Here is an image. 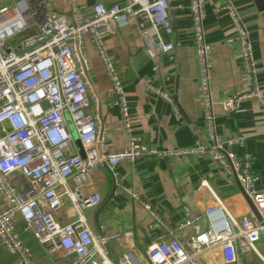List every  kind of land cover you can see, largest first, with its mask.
<instances>
[{
  "label": "built area",
  "instance_id": "1",
  "mask_svg": "<svg viewBox=\"0 0 264 264\" xmlns=\"http://www.w3.org/2000/svg\"><path fill=\"white\" fill-rule=\"evenodd\" d=\"M206 1L190 0V4L204 122L212 143L197 141L190 147L172 148L148 144L133 133L124 84L105 44V37L117 32L123 18L137 17L155 72V77L146 80V88L171 101L179 116L172 95L155 83L160 69L158 56L175 48L173 41L165 39V34L171 35L174 30L170 0L97 3L90 13H83L79 1L71 0L70 15L54 9L47 0H14L0 6V243L14 257V264H36L27 236L60 258H70V264H113L107 242L121 234L93 233L83 211L102 199L97 193L84 195L81 188L99 166L112 170L122 161L135 162L146 156L164 159L210 155L222 171L238 178L262 221L249 216L223 219L215 215V206L200 213L185 205L184 218L170 225L138 193L119 185L114 193L121 188L130 191L163 226L145 248L143 264H204L206 253L213 249L220 251L225 264H233L239 252L256 250L264 233V191L256 188L258 177L251 171V153L239 156L227 148L233 144L245 146V137L224 139L216 129L211 90L213 48L204 33ZM226 8L236 28L227 42L240 49L244 74V83L221 101L223 111L230 114L239 111L245 99L258 100L264 106V90L258 81L249 32L236 9L231 4ZM32 27L37 29L34 35L16 45L8 42L10 37ZM87 35L103 59L112 82L114 104L120 109L124 130L130 137L128 144L118 150H111L105 143L99 98L86 73ZM67 116L76 128L84 155L64 153V148L74 141ZM70 178L75 183L73 188L68 185ZM61 185L77 214L67 224L55 217V211L63 206L62 193L57 190ZM203 217L208 219V226L189 232ZM132 261L127 253L121 264H133Z\"/></svg>",
  "mask_w": 264,
  "mask_h": 264
},
{
  "label": "crops",
  "instance_id": "2",
  "mask_svg": "<svg viewBox=\"0 0 264 264\" xmlns=\"http://www.w3.org/2000/svg\"><path fill=\"white\" fill-rule=\"evenodd\" d=\"M13 1L0 0V6ZM47 1L54 9L71 14V0ZM78 1L83 13H90L97 3L110 5L127 2ZM227 4L236 9L249 32L254 47L258 81L264 90V0H207L204 20L205 37L213 48L211 90L217 132L224 139L238 135L245 137V146L233 144L227 148L239 156L251 153V171L258 177L256 188L264 191V106L258 100L245 99L239 111L227 114L221 105L226 95H230L244 83L241 51L236 45L227 42V38L236 33ZM169 16L174 30L171 35L165 34V39L173 41L175 48L172 52L158 56L160 69L155 83L172 97H177L174 102L179 107V116L171 101L146 88V80L155 77V72L147 53L149 45L141 35L139 19L134 16L123 18L117 32L105 37L107 50L124 84L133 133L140 135L148 144L165 148L190 147L197 141L211 144L201 102L190 0H170ZM85 40L88 74L99 98L105 122V143L111 150H118L128 144L130 137L124 130L120 109L114 104L112 82L103 59L91 36L87 35ZM67 121L77 138L74 137V141L64 148V153L84 155L76 128L73 122H69L68 116ZM68 185L74 187L72 178L68 179ZM119 185L138 193L142 201L148 202L163 221L170 225L184 218L185 205L200 213L209 206L221 207L228 220L232 217H256L253 205L238 178L222 171L210 155L164 159L146 156L135 162L122 161L112 170L107 166H99L92 171L89 183L81 191L84 195L97 193L102 200L83 212L94 234H121L120 238L107 242L108 256L113 264H121L127 253L133 264H143L145 248L163 230V226L153 218L143 202L135 199L130 191L121 188L118 193H114ZM57 190L62 193L63 206L55 211V217L62 224L71 223L77 217L72 209V202L64 193L63 185L58 186ZM208 224V219L203 217L189 232L206 228ZM262 236L256 243V250L239 252L238 261L233 264H264ZM25 238L34 251L36 264H70V258L60 259L46 246L38 244L29 236ZM2 252L10 259H2ZM14 263V257L0 243V264ZM204 264L225 263L220 251L213 249L206 253Z\"/></svg>",
  "mask_w": 264,
  "mask_h": 264
},
{
  "label": "rangeland",
  "instance_id": "3",
  "mask_svg": "<svg viewBox=\"0 0 264 264\" xmlns=\"http://www.w3.org/2000/svg\"><path fill=\"white\" fill-rule=\"evenodd\" d=\"M36 31H37V29L36 28H34V27H32V28H29V29H27V30H25L24 32H22V33H19V34H17V35H15V36H12V37H10L9 39H8V42L9 43H11V44H13V45H16V44H18V42L19 41H21V40H23L24 38H26V37H29V36H31V35H34L35 33H36ZM107 47V46H106ZM68 120H69V122L70 123H72V120H71V118L68 116ZM74 133V137H76L77 138V134H76V132H73ZM80 139V138H79ZM263 236V238H262V240L261 241H263V239H264V233L262 234ZM3 253V252H2ZM3 255L4 256H2V259H6V260H9L10 258H9V256L8 255H6L5 253H3ZM54 256H56V257H58L56 254H54ZM59 258V257H58ZM60 259H63V258H60ZM10 262V261H9Z\"/></svg>",
  "mask_w": 264,
  "mask_h": 264
},
{
  "label": "water",
  "instance_id": "4",
  "mask_svg": "<svg viewBox=\"0 0 264 264\" xmlns=\"http://www.w3.org/2000/svg\"><path fill=\"white\" fill-rule=\"evenodd\" d=\"M86 73H87V76L89 77V74H88V72L86 71ZM89 79H90V77H89ZM91 81V80H90ZM173 99H176L177 100V97L176 96H174L173 97ZM99 112H100V116H101V120H102V126L104 127L105 125V122H104V119H103V116H102V111H101V108L99 109ZM243 188V187H242ZM244 191V190H243ZM245 193V192H244ZM247 196V195H246ZM248 197V196H247ZM249 198V197H248ZM250 199V198H249ZM250 201H251V203H252V205H253V208H254V210H255V212H256V217L260 220V221H262V217H261V215H260V213L258 212V210L256 209V207H255V205L253 204V202H252V200L250 199ZM215 215H217V216H219V217H222L223 219L225 218V214H224V212L222 211V209H221V207H217V210L215 211Z\"/></svg>",
  "mask_w": 264,
  "mask_h": 264
}]
</instances>
